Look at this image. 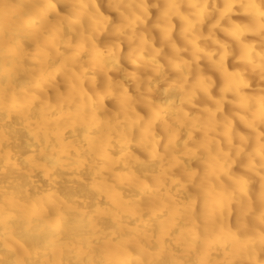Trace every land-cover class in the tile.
I'll return each instance as SVG.
<instances>
[{
	"label": "clouds",
	"instance_id": "1",
	"mask_svg": "<svg viewBox=\"0 0 264 264\" xmlns=\"http://www.w3.org/2000/svg\"><path fill=\"white\" fill-rule=\"evenodd\" d=\"M0 264H264V0H0Z\"/></svg>",
	"mask_w": 264,
	"mask_h": 264
}]
</instances>
